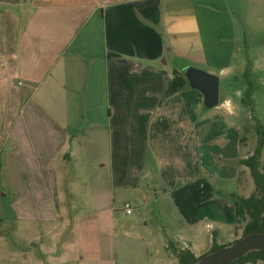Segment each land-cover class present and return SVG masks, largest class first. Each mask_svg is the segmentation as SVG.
<instances>
[{"label": "crops", "instance_id": "0c3cea01", "mask_svg": "<svg viewBox=\"0 0 264 264\" xmlns=\"http://www.w3.org/2000/svg\"><path fill=\"white\" fill-rule=\"evenodd\" d=\"M240 1L242 19L264 20V0ZM258 50L250 59L258 85L252 103L264 127L256 99L264 94V43ZM235 51L226 0H0V179L18 184L12 209L25 229L48 226L38 256L54 261L69 249L75 227L62 212L75 207L63 191L72 192L76 180L84 190L78 205L88 203L96 214L88 223L98 228L102 218L126 214L125 202L137 212L148 208L145 187L162 191L155 194L158 222L171 215L176 223H157L149 240L162 253L145 264H171L172 240L188 242L198 257L231 229L239 237L232 198L248 195L232 184L248 170L239 159L252 149L239 152L243 109L234 96L245 88L219 96L208 113L182 71L187 63L204 65L219 84L228 82L246 66ZM214 179L231 186L219 188ZM203 228L214 234L201 249ZM64 231L59 251L55 239ZM115 236L110 230L102 243L123 240ZM93 260L117 264L106 254Z\"/></svg>", "mask_w": 264, "mask_h": 264}, {"label": "rangeland", "instance_id": "374dc122", "mask_svg": "<svg viewBox=\"0 0 264 264\" xmlns=\"http://www.w3.org/2000/svg\"><path fill=\"white\" fill-rule=\"evenodd\" d=\"M226 1L232 11L236 29V51L234 57H242L243 60L252 59L254 56L260 54L258 47L260 44L262 45L264 43V20L258 21L252 18L244 20L242 19L241 12L242 2L240 0ZM176 64L183 65L185 63ZM187 65L203 71L208 70V67L204 65H196L194 63H187ZM238 70L232 75L228 82L220 81V98L224 93H229L232 89L234 90L235 88H240L242 86L246 88L245 80L242 77L243 69H240V71ZM249 80L256 83V73L251 72ZM255 86L256 88L258 87L257 84ZM256 99L260 102V110L264 112V94H262V91H257ZM240 105L241 109H243V116L240 114L241 118L237 124L243 128L239 133V138L242 136L246 137V144H241L239 147V152L243 154L247 150L255 147L257 136L256 124L257 122L260 123V121L258 119L259 109L252 110L248 105L242 103H240ZM214 109V107L206 108V110L203 108V110L208 111V113H213L215 111ZM251 115H253V117ZM220 151L223 152L222 149H220ZM63 166L64 175L68 180L70 176V165L67 160H65ZM238 175V181H233V187L238 186L240 193L249 195L254 188V183L249 170H245V172L241 170ZM214 181L218 183L216 185H218L219 188L222 186H231V183L226 182L224 179H221V181L214 179ZM71 188L73 189L72 192H68L64 189V200H72L75 208L67 213L62 212V214L71 219L70 222L75 229L73 234L68 236L71 243L69 249L60 252L61 254L59 258L53 261L48 259L47 255L43 257L38 256L39 246H46L48 242L49 234L47 232V224L32 225L30 229H25L22 222H20L18 218H15L17 214H15L12 209L15 199L18 196V184L14 180L5 181L0 179V214H6L5 220L0 221V264H95V260L93 259L98 256H104V254L113 257L117 264H145L146 258L154 259L156 254L160 252L162 253L160 245L152 243L149 240L152 235H155V226H157V223H161V221L158 222L157 213L155 212V205H157L155 194L159 193L160 195L162 193L160 189H149L147 187L143 189L141 194L145 195L146 200L150 201V203L148 208H139L141 215L136 216L135 214L129 215L118 212L115 213L116 218L112 221L113 224L112 222H109L108 219L106 220L105 218H102L100 221V227L98 228L93 221L88 223L89 218L91 219V217L94 216L93 214H95L87 210L89 207L88 203L84 202L83 204H80V206L78 205L80 201L79 198L81 196L84 198V190L80 188L79 182L77 180L74 181ZM86 199L88 200L87 195ZM208 212L209 210L202 211L201 214ZM183 214L187 215L188 213L184 212ZM175 223V219L171 215H167L166 223L162 222L161 225H164L165 229V224L174 227ZM99 230L101 231V237L104 236L101 238L102 242L108 241L107 235L110 230L116 235L115 238H123V240L116 244L112 243L114 241L106 244L102 242L101 244H98L97 240L99 239H96V233ZM213 234L212 231H206L203 228L202 235L199 237L198 243H200V245L198 248H208V242L209 240L212 241ZM32 235H37L38 237L36 241H33V244H30L28 243V239ZM240 236L241 233H239V237ZM138 237H144L148 242L143 243L141 240H138ZM239 237H236L234 230L231 229L227 235L219 238L218 242H221L219 245H225ZM66 241V231H64L55 239V242L57 243L56 248L60 251L63 246L62 244H66ZM173 243L175 245L183 246V248H186L187 246L189 247L188 242L185 244L180 241L179 244L174 240ZM208 251H205L204 253ZM204 253H201V255ZM171 264H178L177 258H173ZM245 264H264V261L257 260L255 263L248 262Z\"/></svg>", "mask_w": 264, "mask_h": 264}, {"label": "trees", "instance_id": "16d2710c", "mask_svg": "<svg viewBox=\"0 0 264 264\" xmlns=\"http://www.w3.org/2000/svg\"><path fill=\"white\" fill-rule=\"evenodd\" d=\"M183 66L184 64L180 67ZM251 72L252 62L250 59H246V66L242 73L246 88L241 95H235L234 98L253 110L252 94L256 89V83L249 80ZM251 116L253 117V115ZM256 133L255 147L246 157L239 159V163L248 168L254 188L248 196H234L232 198L235 209V230L237 232L240 229L241 236L253 232H264V127L259 122L256 124ZM241 144H246L245 136L240 138ZM220 246L222 245L214 243L210 250ZM167 249L174 253L178 264H191L198 258L189 248L175 249L172 242L167 244ZM257 260L264 261V251L251 252L229 264L255 263Z\"/></svg>", "mask_w": 264, "mask_h": 264}, {"label": "water", "instance_id": "95a60500", "mask_svg": "<svg viewBox=\"0 0 264 264\" xmlns=\"http://www.w3.org/2000/svg\"><path fill=\"white\" fill-rule=\"evenodd\" d=\"M188 87L203 95V106L212 108L219 101V78L213 73L186 66L182 69ZM254 251H264V232L245 234L238 239L209 250L191 264H229Z\"/></svg>", "mask_w": 264, "mask_h": 264}, {"label": "built area", "instance_id": "2783aa9c", "mask_svg": "<svg viewBox=\"0 0 264 264\" xmlns=\"http://www.w3.org/2000/svg\"><path fill=\"white\" fill-rule=\"evenodd\" d=\"M123 209L125 211L126 214H139V212L136 211V209L129 203V202H125L123 205Z\"/></svg>", "mask_w": 264, "mask_h": 264}]
</instances>
